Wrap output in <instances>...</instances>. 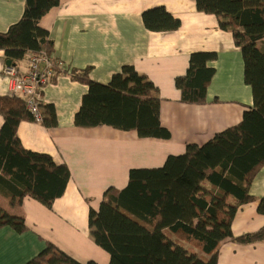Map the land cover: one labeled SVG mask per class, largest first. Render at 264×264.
Listing matches in <instances>:
<instances>
[{"label": "trees", "instance_id": "1", "mask_svg": "<svg viewBox=\"0 0 264 264\" xmlns=\"http://www.w3.org/2000/svg\"><path fill=\"white\" fill-rule=\"evenodd\" d=\"M61 0H26L21 19L0 32V50L13 66L29 54L51 55L54 43L41 18ZM197 9L214 14L223 30L231 31L242 50L245 81L252 87L254 105L240 123L217 133L203 145L189 144L182 155H170L158 168H134L124 189H108L98 211H90L91 236L111 256L110 264H218L223 241L264 240V228L234 236L233 220L242 204L253 201L251 186L264 166V0H196ZM143 21L151 31L180 28L181 20L165 7L146 10ZM263 45H258V42ZM213 52H194L185 75L176 78L181 101L207 102L215 75L208 62ZM88 92L75 115L78 127L112 126L136 130L141 137L170 138L161 123L158 87L133 65H125L109 83L76 71ZM42 106V103H41ZM23 97L0 95V192L11 204L27 196L51 207L71 178L67 165L45 153L26 149L18 135L22 121H34ZM47 127L57 125L53 105H45ZM258 210L264 213V198ZM27 230L25 219L0 208V228ZM26 264L81 263L52 243Z\"/></svg>", "mask_w": 264, "mask_h": 264}, {"label": "crops", "instance_id": "2", "mask_svg": "<svg viewBox=\"0 0 264 264\" xmlns=\"http://www.w3.org/2000/svg\"><path fill=\"white\" fill-rule=\"evenodd\" d=\"M25 6L26 0H0V32L21 19ZM157 7L180 19V28L149 30L143 13ZM39 25L49 31L54 43L53 73L41 91V107L43 112L45 105H53L58 123L47 127L22 121L18 135L26 149L67 165L71 178L51 207L30 196L13 205L0 192V208L24 218L27 225L23 232L11 226L0 228V264H26L49 243L81 263L110 264V254L91 236V209L99 210L108 189L127 187L132 169L162 167L170 155L184 154L189 144L203 145L242 121L254 105L252 87L245 81L243 53L233 33L220 27L216 15L199 11L196 0H61ZM194 52L216 54L208 62L215 75L203 104L182 102L175 82L186 74ZM31 56L15 66L19 73L30 69ZM8 65L0 50V95L11 94L12 81L5 74ZM125 65H133L158 87L161 123L170 138L141 137L136 130L108 125H75L89 86L73 73L88 70L91 79L109 83ZM2 125L0 115V129ZM251 194L255 199L242 204L233 220L236 237L264 228V213L258 210L264 198V166L253 180ZM218 264H264V240L223 241Z\"/></svg>", "mask_w": 264, "mask_h": 264}, {"label": "built area", "instance_id": "3", "mask_svg": "<svg viewBox=\"0 0 264 264\" xmlns=\"http://www.w3.org/2000/svg\"><path fill=\"white\" fill-rule=\"evenodd\" d=\"M52 57L46 53L32 54L31 67L25 73H19L13 65L5 68V74L12 81V95L24 98L34 121L43 122L44 116L41 107V91L53 73Z\"/></svg>", "mask_w": 264, "mask_h": 264}, {"label": "bare ground", "instance_id": "4", "mask_svg": "<svg viewBox=\"0 0 264 264\" xmlns=\"http://www.w3.org/2000/svg\"><path fill=\"white\" fill-rule=\"evenodd\" d=\"M11 95V94H10ZM43 101V100H42ZM28 109V108H27ZM31 114V113H30ZM44 121V120H43ZM34 122H36V121H34ZM77 210H79V208L77 209ZM73 211V210H72ZM75 212H76V210H75ZM74 213V212H73ZM74 214H76V213H74Z\"/></svg>", "mask_w": 264, "mask_h": 264}, {"label": "water", "instance_id": "5", "mask_svg": "<svg viewBox=\"0 0 264 264\" xmlns=\"http://www.w3.org/2000/svg\"><path fill=\"white\" fill-rule=\"evenodd\" d=\"M8 64H11L10 62H8Z\"/></svg>", "mask_w": 264, "mask_h": 264}]
</instances>
